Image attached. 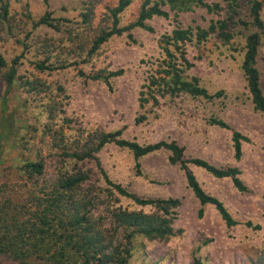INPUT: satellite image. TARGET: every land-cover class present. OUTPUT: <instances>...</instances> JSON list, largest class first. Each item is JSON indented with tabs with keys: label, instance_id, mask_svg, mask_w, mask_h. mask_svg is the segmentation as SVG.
I'll list each match as a JSON object with an SVG mask.
<instances>
[{
	"label": "rangeland",
	"instance_id": "obj_1",
	"mask_svg": "<svg viewBox=\"0 0 264 264\" xmlns=\"http://www.w3.org/2000/svg\"><path fill=\"white\" fill-rule=\"evenodd\" d=\"M84 1L49 0L47 9L52 16L69 19L60 20L61 30L55 31L46 26L31 28L27 13L35 19L43 14L42 0H9V19L0 22V50L10 61L26 43L19 75L36 79L41 86L40 90L28 91L14 83L5 92L0 70V183L20 182V165L25 159L39 156L45 164L44 180L54 177L60 169L82 168L92 173L94 186L104 187L93 160H61L54 145L75 149L90 136L118 129L123 138L140 144L175 140L183 147L186 158L199 157L216 166H236L241 170L246 191H238L230 178H215L202 168L190 166L203 188L221 200L234 219L250 220L260 227H228L213 205H200L183 171L168 161L167 150L140 157L137 168L129 150L110 142L96 153L110 179L139 196L180 199L173 221L175 235L166 240L137 236L131 243L128 264H192L194 257L205 264H250L249 260H260L264 255V115L253 109L241 70L244 36L249 30L239 26L240 33L227 44L212 35L201 43L186 45V55L194 63L186 72L188 76H195L209 92L222 90L221 97L207 100L185 94L166 96L157 106L141 107L138 97L148 72L146 61L162 55L160 36L176 25L206 27L217 16L194 7L177 16L171 13L168 18H152L148 23L154 31L133 29L134 41L126 34L112 36L78 66L86 74L122 69L120 75L110 78L109 84L80 75L74 66L36 70L32 61L43 58L42 45L46 42L52 48L51 61H79L86 57V51L76 48L78 42L71 40L69 32L81 33L85 38L82 44L87 47L86 38L108 24L106 7L117 0H93V19L87 28H82L78 16ZM141 1L131 0L121 14L122 23L134 19ZM259 49L257 60L264 92V34ZM143 115L145 119H141ZM211 115L224 119L230 129L209 124L207 118ZM232 130L249 138L242 145L239 159L234 157L231 145ZM120 202L129 206L125 199Z\"/></svg>",
	"mask_w": 264,
	"mask_h": 264
},
{
	"label": "trees",
	"instance_id": "obj_2",
	"mask_svg": "<svg viewBox=\"0 0 264 264\" xmlns=\"http://www.w3.org/2000/svg\"><path fill=\"white\" fill-rule=\"evenodd\" d=\"M42 2L45 9L37 19L27 13L31 28L46 26L55 31L61 30L63 23L60 20L69 19L52 16L47 9L49 0ZM130 3L131 0H117L113 6L106 7L108 24L86 38L89 43L87 47L82 44L85 38L81 37V33L69 32L71 40L78 42L76 48L86 51V57L82 60L51 61L52 48L46 42L42 45L45 50L41 51L43 58L32 61L34 68L51 71L74 66L80 75L109 84L110 78L120 75L122 69L86 74L78 67L79 64L86 62L112 36L126 34L134 41L131 35L133 29L154 31L148 23L152 18H168L171 13L177 16L194 7H201L217 16L211 18L206 27L176 25L160 36L158 46L162 55L146 61L148 72L139 89V105L157 106L160 99L166 96L173 98L184 94L207 100L221 97L222 90L209 92L195 76H188L186 72L194 63L186 55V45L201 43L212 35L227 44L240 33L241 26L249 30L244 36L241 70L253 109L264 115V92L257 60L264 34V0H142L134 19L124 24L121 14ZM94 5L93 0H86L80 5L78 16L82 28L91 26ZM9 6V0H0V22L8 21ZM26 48L28 45L24 43L21 53L10 61L0 50L1 81L5 92H9L14 83H19L28 91L40 90V81L19 75L23 50ZM2 101L5 109V99ZM145 118L141 116V119ZM137 120L140 121L139 118ZM207 121L211 125L230 129L220 117L211 115ZM121 135V129L99 132L75 149L58 143L54 145L58 149L55 154L61 160H93L104 187L94 186L92 173L82 168L60 169L54 177L44 180L45 164L39 156L33 160L25 159L20 165L19 170L23 175L20 182L0 183V264H128L132 256L131 243L137 236L166 240L175 235L173 221L180 199L139 196L110 179L96 155L110 142L129 150L137 168L140 157L161 149L167 150L168 161L183 171L187 186L200 205H213L228 227L238 224L254 229L260 227L250 220L241 222L234 219L223 202L208 193L190 169V166H196L215 178H230L238 191H246L238 167L216 166L199 157L186 158L183 147L175 140L162 139L140 144ZM248 141L249 138L240 131H231V145L236 159L242 155L243 143ZM121 199L127 200L129 206H124ZM201 213L202 209L199 210ZM249 263L264 264V255L258 261L249 260ZM192 264L205 263L194 257Z\"/></svg>",
	"mask_w": 264,
	"mask_h": 264
}]
</instances>
